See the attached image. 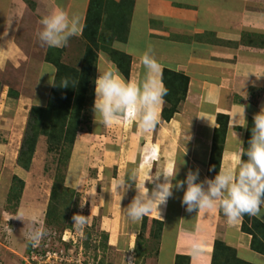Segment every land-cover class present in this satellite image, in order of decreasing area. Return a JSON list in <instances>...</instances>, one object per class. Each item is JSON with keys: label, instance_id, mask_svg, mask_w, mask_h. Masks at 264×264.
<instances>
[{"label": "crops", "instance_id": "crops-1", "mask_svg": "<svg viewBox=\"0 0 264 264\" xmlns=\"http://www.w3.org/2000/svg\"><path fill=\"white\" fill-rule=\"evenodd\" d=\"M133 1L128 40L118 47L132 56L129 80L141 81L144 69L140 55L150 50L161 65L160 79L163 69L170 68L189 76L190 82L187 97L170 122L162 118L163 101L158 123L148 133L137 130L134 117L121 120L119 127L112 129V134L99 135L96 131L95 136L106 138L101 150L109 149V154L104 151L103 165L95 164L96 156L88 155L83 149L85 146L90 150L91 142L95 143L94 140L88 141L90 133L79 132L66 184L79 192V188L84 186L79 169H72L78 159L79 165H91V171L100 173L101 179L105 176L101 174L105 166L108 169L117 167L119 178L115 174L110 177L111 190L105 195L110 198V209L116 208L123 215L136 195L134 182L133 188L126 192L115 185L125 177L127 180L130 168L140 166L144 181L154 179L168 167L178 171L177 180H184L189 170L196 169L200 170V180H205L209 178L208 164L213 147L221 142V167H235L239 160L237 141L244 145L247 134V127L239 124L244 123L245 115L249 125L255 114L264 108V0ZM89 3L90 0H0V68L11 61L14 63L10 65H18L15 63L17 56H14L17 53L29 54L34 59L27 61V58L21 65L30 70L34 66L35 78L32 81L38 102L35 105L45 106L49 100L56 73V68L48 69L47 64L51 63L45 61L49 47L41 46L36 36L41 27L40 19L52 10L62 8L69 14L78 15L84 27ZM82 32L83 28L79 36L70 39L69 46L63 47L64 60L77 65L83 48ZM112 63L101 54L98 68L117 70ZM41 90H45L43 94ZM219 114L228 116V126L223 141L218 140L215 145ZM123 123L126 127H122ZM107 145L109 148H106ZM123 172L126 175H122ZM146 186L151 190L154 184L146 182ZM173 193L166 205L146 215L163 222L161 251L165 246L167 222L172 224L175 221V226L171 228L176 240L170 258L164 259L165 262L170 259L167 263L175 264L178 254H187L191 264H211L214 245L219 239L236 249L243 259L261 264L263 255L255 253L253 259H248L241 254L250 251L248 245L252 242L251 235L242 230L243 218L230 225L218 208L199 214L189 213L181 203L183 190L174 188ZM171 207L175 209L174 214ZM121 209L123 212H120ZM260 219L264 222V218ZM193 239L204 242L203 251L195 255L191 249Z\"/></svg>", "mask_w": 264, "mask_h": 264}, {"label": "rangeland", "instance_id": "rangeland-1", "mask_svg": "<svg viewBox=\"0 0 264 264\" xmlns=\"http://www.w3.org/2000/svg\"><path fill=\"white\" fill-rule=\"evenodd\" d=\"M14 56H17L15 63H19L18 65H10V63H14L11 61L9 65H3L0 68V264H168L167 262L170 259L166 262L164 259L170 258V253L176 240V234H172L174 229L171 228L172 225L175 226V221L172 224L170 221L167 222V225L168 223L169 225L165 228V246L163 251H161L162 237L159 239L151 238L154 234L159 233L161 226H148V230L143 234L147 239L148 252L141 256L138 255L137 242L145 241V238L141 237L142 226L147 216L133 222L126 215L119 214V210L116 208L111 210L108 203L110 198L105 195L111 190L112 175L114 176L115 174L117 179L119 178L117 167L108 169L105 166L106 169L101 173L102 175L104 173L105 176L101 179L100 173L97 174L95 171H91V165L88 166L86 164L87 166H84L82 165L83 163L79 165L78 159L77 166L74 165L72 169H79V174L83 177L82 184L84 186L79 188L81 192L75 189L81 196L76 204L74 201L70 205L65 203L64 207H61V213L63 211L64 214L66 213L64 222L67 225L72 223V228L62 229L63 225L57 228L56 225L49 227L46 224L45 216L57 172L59 150L55 152L48 151L47 138L40 136L30 170L27 171L21 168L17 163L31 107L38 104V102L34 95L35 87L34 81H32V78H35L34 66L30 70L27 66L21 65L27 58V61L33 58L23 52ZM103 56L107 61H110L105 54ZM64 61L71 63L68 59ZM112 64L116 68L115 64ZM172 66L174 67V63ZM47 67L48 69H53L55 66L47 64ZM37 75L38 72H36ZM11 89L17 91L19 96H11L9 94ZM44 91L41 90L40 92L43 94ZM88 113L89 119L86 120L84 118L82 131L90 133L88 141L94 140L95 143L91 142L90 150L85 146H83V149L88 155L96 156L95 164L103 165V155L105 152L109 154V149L107 151L104 149L105 152L101 150L106 138L95 136L94 133L99 131V135H109L119 126L114 124L111 127H105L95 121V115L92 110L88 111ZM125 124L123 123L122 127H126ZM106 148H109V146L107 145ZM69 168L66 172V182L67 176L69 177ZM122 175H126V172H123ZM15 177L24 181V188L21 192L18 206H15V196L13 198L16 184ZM172 207L176 208L174 204H172ZM172 207L171 212L174 214L175 209L172 210ZM120 212H123V209ZM21 213L24 214L25 222L17 218ZM75 214L85 216L87 223L82 231L74 225L73 216ZM33 218L48 233L40 243L41 246L43 245L41 249L53 243L52 250L65 254L64 262L61 259L53 262H51L50 258L42 260L36 251L31 250L32 245L25 237L32 227ZM25 223L28 227H26ZM221 227H224V225ZM57 229L58 231L63 230L62 233L51 235ZM220 230L223 229L220 228ZM59 235L61 240H59ZM105 235L108 236V239H106ZM50 238L53 239L51 240ZM64 242L69 243L67 248ZM251 244L248 245L250 251L241 252L242 256L248 259H253L255 253L258 256H262V254L252 249ZM239 254L237 252L240 257ZM66 259L67 262H65ZM263 261L264 255L261 259V264Z\"/></svg>", "mask_w": 264, "mask_h": 264}, {"label": "trees", "instance_id": "trees-1", "mask_svg": "<svg viewBox=\"0 0 264 264\" xmlns=\"http://www.w3.org/2000/svg\"><path fill=\"white\" fill-rule=\"evenodd\" d=\"M134 10L133 0H90L89 8L82 32L83 48L80 63H66L64 61L63 48H49L45 61L56 68L53 86L50 91L47 105L31 107L27 128L23 143L18 153V165L29 171L34 159L36 146L40 136H45L49 144L50 152L58 151L57 172L51 191V196L46 211L45 222L49 227L63 225L62 229H71L72 223L67 225L66 213H61L64 204H72L78 201L80 194L66 185V172L68 171L71 157L77 141V136L83 130L84 118L89 119L88 111L92 110L95 100V80L98 77V65L101 54H105L113 62L118 72L129 80L131 76L132 56L121 50L115 44H124L128 40L131 17ZM264 44V42H263ZM64 80L68 81V87H61ZM161 80L168 90L164 97L162 118L170 122L175 114L179 112L180 105L185 101L189 89L190 77L183 72L164 68ZM9 94L18 97L19 93L10 90ZM91 120V118H90ZM89 120V121H90ZM218 127L215 129L214 141L216 143L225 136L228 126V116L219 114L217 116ZM253 122L247 127L244 146L247 147L251 139ZM221 133V134H220ZM222 142L213 147L211 159L208 164V177L214 178L220 171L222 162ZM244 159H247L245 156ZM93 173V172H92ZM13 198L15 206H18L24 181L15 177ZM76 199V200H75ZM242 230L252 235V249L264 255V222L257 217L245 215ZM160 225L158 234L151 238H161L163 222L145 217L142 226V237L145 241L137 242L138 255L147 254V239L143 234L148 226ZM63 231V230H62ZM62 231L55 230L53 236ZM106 239H108V236ZM140 238V239H141ZM51 240L53 238H50ZM59 240L61 236L59 235ZM53 243L41 249L31 246V250L39 255H46L52 250ZM66 248L69 243H65ZM143 247V248H142ZM147 247V248H146ZM175 264H191V258L187 254H178ZM211 264H254L237 255L236 249L230 247L223 241L217 240L214 245Z\"/></svg>", "mask_w": 264, "mask_h": 264}, {"label": "clouds", "instance_id": "clouds-1", "mask_svg": "<svg viewBox=\"0 0 264 264\" xmlns=\"http://www.w3.org/2000/svg\"><path fill=\"white\" fill-rule=\"evenodd\" d=\"M39 24L41 27L36 36L41 46L49 48L66 47L72 37L80 35L83 28L78 15L69 14L62 8L44 15ZM114 46L122 47L118 42ZM140 62L144 73L139 83L126 80L116 69L98 68L92 108L98 124L111 127L121 120L134 117L137 130L142 133L150 132L157 125L160 106L168 90L160 79L161 65L150 50L140 55ZM61 87H68V81L64 80ZM239 126L248 127L245 115L244 123ZM251 131L247 147L237 141L239 160L236 166L221 167L214 178L200 180V170L196 169L189 170L184 180H177L178 171L168 167L154 179L144 181L141 179L140 166L130 168L127 180L125 177L115 185L126 192L133 187L134 182L136 195L125 208V215L135 222L159 210L174 195L175 188L183 190L181 203L189 213L199 214L204 210L218 208L230 225L236 224L245 215L264 218V108L253 117ZM245 156L247 159H244ZM173 181H176L175 184ZM146 182L153 183L154 187L150 190ZM17 218L25 222L23 213ZM73 220L81 231L87 223L81 214H75ZM47 234L33 218L32 227L25 238L36 247ZM203 244V241L193 239L191 249L194 255L203 251Z\"/></svg>", "mask_w": 264, "mask_h": 264}, {"label": "built area", "instance_id": "built-area-1", "mask_svg": "<svg viewBox=\"0 0 264 264\" xmlns=\"http://www.w3.org/2000/svg\"><path fill=\"white\" fill-rule=\"evenodd\" d=\"M37 247V246H36ZM37 253V252H36ZM38 254V253H37ZM64 255L65 254H63V252H56V251H51V250H49V251H47L46 252V255L45 256H43L42 254L41 255H39L38 254V256L42 259V260H47L48 258H50L52 261L51 262H53V261H59V259H61V261L62 262H64V260H65V257H64ZM58 258V259H57ZM57 259V260H56ZM68 259V258H67ZM67 259H66V261L65 262H67ZM50 262V263H51ZM46 264H49V263H46Z\"/></svg>", "mask_w": 264, "mask_h": 264}, {"label": "bare ground", "instance_id": "bare-ground-1", "mask_svg": "<svg viewBox=\"0 0 264 264\" xmlns=\"http://www.w3.org/2000/svg\"><path fill=\"white\" fill-rule=\"evenodd\" d=\"M24 109V108H23Z\"/></svg>", "mask_w": 264, "mask_h": 264}]
</instances>
